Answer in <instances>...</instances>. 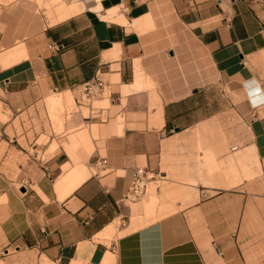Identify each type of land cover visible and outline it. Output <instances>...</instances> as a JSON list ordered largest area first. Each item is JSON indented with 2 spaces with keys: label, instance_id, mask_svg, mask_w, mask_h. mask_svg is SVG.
<instances>
[{
  "label": "crops",
  "instance_id": "crops-1",
  "mask_svg": "<svg viewBox=\"0 0 264 264\" xmlns=\"http://www.w3.org/2000/svg\"><path fill=\"white\" fill-rule=\"evenodd\" d=\"M66 1L0 0L8 110L105 83L91 148L0 139V264H264V0ZM136 168L164 190L124 199Z\"/></svg>",
  "mask_w": 264,
  "mask_h": 264
},
{
  "label": "rangeland",
  "instance_id": "rangeland-1",
  "mask_svg": "<svg viewBox=\"0 0 264 264\" xmlns=\"http://www.w3.org/2000/svg\"><path fill=\"white\" fill-rule=\"evenodd\" d=\"M67 3L66 0H42V7L45 8V13L48 17L51 16L52 12H55V8L60 3ZM58 93L49 92L46 97L42 98L39 102L35 103L33 107L29 109H24L20 111L8 110L0 102V124H4L3 128L0 130V139L6 136L12 137L13 134L16 136H22L23 133L27 134L28 140L34 142V137L36 141L34 142V147H29L30 150L33 148H39L46 146L51 138H61L66 137L70 142V145L75 151L76 147L83 146L87 149L86 143L89 144V148L92 147V140L98 137L97 126L91 125L90 119H84V117L94 116L90 115V110H94L97 106H104V104H97L94 100L89 103L83 100L82 102L74 101L72 96L73 104H65L62 109L56 106H50L46 101L47 99L56 98ZM0 100H5L3 96L0 95ZM233 102L236 98L232 97ZM2 108H5V113L2 112ZM91 108V109H90ZM105 116H103V119ZM67 122V129L65 128V123ZM239 118L236 116L235 112L232 116H217L216 125L217 131H212V138L219 140H227L228 142H239V138L246 134V128L239 125ZM10 125H13L10 128ZM7 128V129H6ZM6 129V131H4ZM206 137L201 138V142L206 141ZM56 143L61 142H51V147H56ZM65 145V142H62ZM159 188L161 191L164 190L165 184L162 183L160 186L156 187L153 182L148 183V188L140 199L130 202L144 201L145 198L155 193L156 189Z\"/></svg>",
  "mask_w": 264,
  "mask_h": 264
},
{
  "label": "built area",
  "instance_id": "built-area-1",
  "mask_svg": "<svg viewBox=\"0 0 264 264\" xmlns=\"http://www.w3.org/2000/svg\"><path fill=\"white\" fill-rule=\"evenodd\" d=\"M104 89L105 83L98 77L93 78L83 85L81 101L85 100L89 103L92 99L102 94ZM251 116L254 115L252 114ZM102 162H104V160ZM151 179L152 177L146 170L142 168H136L132 173L131 182L123 198L129 201L140 199L143 195H145L148 182ZM7 252V250L0 249V255H4Z\"/></svg>",
  "mask_w": 264,
  "mask_h": 264
},
{
  "label": "bare ground",
  "instance_id": "bare-ground-1",
  "mask_svg": "<svg viewBox=\"0 0 264 264\" xmlns=\"http://www.w3.org/2000/svg\"><path fill=\"white\" fill-rule=\"evenodd\" d=\"M60 103V102H59ZM59 108H60V106H59Z\"/></svg>",
  "mask_w": 264,
  "mask_h": 264
}]
</instances>
